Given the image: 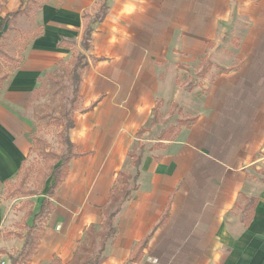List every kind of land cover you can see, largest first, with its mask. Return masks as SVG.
<instances>
[{"label":"crops","instance_id":"crops-1","mask_svg":"<svg viewBox=\"0 0 264 264\" xmlns=\"http://www.w3.org/2000/svg\"><path fill=\"white\" fill-rule=\"evenodd\" d=\"M31 3L0 0V25ZM105 3L85 50L86 18ZM29 16L7 21L2 37ZM37 21L22 57L9 58L17 67L1 76L0 264L23 248L33 225H21L24 213L4 191L34 147V96L44 79L69 75L79 55L85 66L69 132L77 156L26 264H73L88 230H102L121 174L135 173L136 145L138 188L116 217L102 264H264V0H47ZM223 38L232 44L219 62ZM204 58L217 70L205 94L180 88L178 72L202 68ZM170 102L178 119L160 135L175 131L152 142L147 135Z\"/></svg>","mask_w":264,"mask_h":264},{"label":"rangeland","instance_id":"rangeland-1","mask_svg":"<svg viewBox=\"0 0 264 264\" xmlns=\"http://www.w3.org/2000/svg\"><path fill=\"white\" fill-rule=\"evenodd\" d=\"M47 0H34L30 5L31 16L28 18H22L17 22L16 30L9 32V38H2L0 43V92L5 88V80L3 81L1 76L7 72H11L12 65L16 68L18 62L10 64L9 58H21L22 51L28 45L29 33H32L37 26L38 21V9L42 3ZM95 19V14L86 18V26ZM21 32H23L21 34ZM231 40L223 38L222 49H226ZM7 56H4L3 54ZM226 55L227 57L231 56ZM225 54L224 51L220 54L213 55L216 61L223 62ZM17 61V60H16ZM212 63V62H211ZM207 65V63H205ZM199 63H196L193 67L188 69L187 73L179 71L177 74V84L180 88L188 89L191 92L199 90L202 94H205L211 80L217 74V70L210 68L203 77L199 76L202 71ZM10 70V71H9ZM43 84L40 85L37 93L34 96V104L30 107V113L33 120L35 142L28 159L24 164L22 171L18 178L12 182L4 191V198L7 201H14V208L19 209L24 213V218L29 211L33 213L37 212L36 203L42 199L47 190L53 184V172L60 158L66 153V146L61 139L62 126L65 121H61L62 115L67 111L70 113V103L74 98V83L68 75V71L61 70L60 73L52 75L48 79H44ZM187 91V90H186ZM200 95V96H201ZM199 96V97H200ZM193 97V96H192ZM174 103L170 102L163 110V117L161 119L162 124L154 128L151 134L147 137L152 142L157 141L160 138L162 130L167 129L170 126H175L178 119L177 107L173 106ZM64 127V126H63ZM171 136V135H170ZM170 138V137H169ZM147 148L152 143H147ZM134 153L139 154L137 145ZM130 173V174H128ZM127 175H134L131 172H127ZM122 182L119 186L118 195L122 194L123 190L130 189L133 185L132 181L120 180ZM23 182V184H21ZM124 185V186H123ZM36 195V197H35ZM39 211V210H38ZM22 218L21 225L25 224V219ZM98 228V227H97ZM105 228L93 230L92 238H86L83 242V246L87 247V250L81 252L82 261L92 257L96 250L99 248L100 234Z\"/></svg>","mask_w":264,"mask_h":264},{"label":"trees","instance_id":"trees-1","mask_svg":"<svg viewBox=\"0 0 264 264\" xmlns=\"http://www.w3.org/2000/svg\"><path fill=\"white\" fill-rule=\"evenodd\" d=\"M34 0H28V2H32ZM30 9V5L23 10V11H18L14 14H11L7 16L1 23L0 25V32L2 35L0 36V43L2 40V36L10 29V26L8 25L7 28H4L6 22H11L12 19H16L21 15L28 14ZM108 12V5L105 3L101 6L100 10L95 16V19L86 26L85 34L83 37V47L85 50H89L90 47V41H91V36L94 30V24L103 20L105 16L107 15ZM3 54V53H1ZM4 56H7L6 54H3ZM207 63V65L205 64ZM212 63L210 62L209 59H202V71L199 73L200 77H203L204 74L211 68ZM85 66L84 64V57L82 55H79L77 58V63L74 65V69L70 71L69 76L73 80L74 83V98L70 103V113L67 111L62 115L60 118L61 121H65V124L62 126L61 130V139L63 144L66 146L67 150L64 155L60 158V163L57 164L54 172H53V184L51 187L47 190V196L43 200L41 204L40 211L37 215H33L32 211H29L26 216H25V224L26 222L30 219L33 218V225L32 226H26V234L22 236L24 239V245L23 248L13 254L9 255L8 257V264H26L31 261V259L36 255V252L38 250L40 240L42 238L43 234V224L53 211L54 207L51 202V198L54 196L56 190L59 188V186L62 184L64 181L67 173H68V167L70 161L77 156L74 152V146L71 143L69 139V132L73 128V113L76 109V104L77 101L79 100V86L81 82V76L80 72ZM155 121H157V116L154 118ZM194 121V119H185L184 121H180L181 124H190ZM175 129L174 128H169L168 130L164 131L160 135V140H165L169 137H171L174 133ZM171 135V136H170ZM133 158V165L135 168V173L134 175H127L125 173L121 174V178L126 180V181H132L133 180V185L130 189L124 190L123 193L118 196V197H112V202L109 205L108 208H106L105 213H104V220L103 223L101 224V227L103 226L104 231L100 234V242H99V248L96 250L95 254L82 261L81 257V252L84 250H87V247L83 246V243L80 245L76 256L74 258L73 264H102L107 255V250L109 244L115 239L118 228H117V223H116V217L120 213L122 207L124 204L132 199L133 197V192L137 190L138 185H137V180L140 176V165L142 162L143 158V150L139 154H131ZM23 184V182L21 183ZM257 201L255 199L249 200L247 206L250 211L255 207ZM249 217V215H248ZM98 229L97 226H94L88 230L86 233V238H92V233L93 230ZM85 241V240H84ZM145 244H143L140 247V251L143 250ZM3 253L2 250H0V254Z\"/></svg>","mask_w":264,"mask_h":264},{"label":"built area","instance_id":"built-area-1","mask_svg":"<svg viewBox=\"0 0 264 264\" xmlns=\"http://www.w3.org/2000/svg\"><path fill=\"white\" fill-rule=\"evenodd\" d=\"M2 264H5V263H2Z\"/></svg>","mask_w":264,"mask_h":264}]
</instances>
